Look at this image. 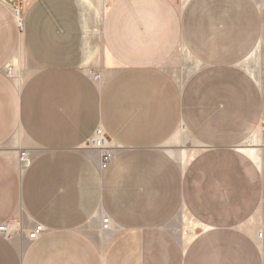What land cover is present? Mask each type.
Here are the masks:
<instances>
[{"label":"crops","instance_id":"1","mask_svg":"<svg viewBox=\"0 0 264 264\" xmlns=\"http://www.w3.org/2000/svg\"><path fill=\"white\" fill-rule=\"evenodd\" d=\"M20 7L21 31L0 0V224L44 231L0 235V264H264V65L246 63L264 53V3ZM179 49L195 64L182 82ZM178 135L188 145L168 147Z\"/></svg>","mask_w":264,"mask_h":264},{"label":"built area","instance_id":"2","mask_svg":"<svg viewBox=\"0 0 264 264\" xmlns=\"http://www.w3.org/2000/svg\"><path fill=\"white\" fill-rule=\"evenodd\" d=\"M108 1V0H103ZM13 16L15 18L16 25L18 30L21 31L23 29V21L21 17V9L15 8L13 9ZM3 73L10 79H15L18 77V66L15 61L8 62L3 67ZM99 77L98 74L93 75V79H97ZM264 134V128L262 129ZM88 147L98 149L101 151V165L104 167L107 163L113 158V147L109 144L105 137V133L102 129L98 128L94 132L93 136L89 139L87 143ZM19 160L25 164V166L29 162L28 154L25 150H21L18 155ZM112 227V221L109 216L102 215L101 217V228L103 230H109ZM44 231L43 225L39 223H34L32 226L28 228H23L22 224L18 221H6L0 224V235L6 239H10L16 234L25 233L26 238L29 241H33L39 237V235ZM262 233L259 232L258 236L261 237Z\"/></svg>","mask_w":264,"mask_h":264},{"label":"rangeland","instance_id":"3","mask_svg":"<svg viewBox=\"0 0 264 264\" xmlns=\"http://www.w3.org/2000/svg\"><path fill=\"white\" fill-rule=\"evenodd\" d=\"M7 1L9 3H11L12 5L17 6V8H21L20 6L23 7V5L26 4V2H28L29 0H7ZM175 1L177 2L178 5L182 6L187 0H175ZM255 1L258 4V6H262L263 3H264V0H255ZM246 63L250 64V65L252 64L251 66L253 67V69L255 68V66L258 65V70L260 71L261 70V65H264V53H263V51L258 49L257 53L254 56H252L251 58L247 59ZM169 64H170L171 72L181 82L186 79V76L190 74V72L192 71V69H193V67L195 65L192 62V60H190V58L187 56L186 51L184 49H179L178 53L175 55V57L172 58V60L170 61ZM262 70H263V74H264V68ZM260 73H261V71H260ZM181 138H183V141H182ZM180 144L188 145L185 137H182V136L178 135L177 139L172 141L171 143H168L167 146L168 147H170V146H180ZM26 153L28 154L27 151H26ZM259 159L261 161H263L264 160V156L261 155L259 157ZM259 215H260L259 216V218H260L259 222L261 223L262 222V218H264V217H263V215L261 213H259ZM182 218H183V220H182ZM13 220L20 222L22 224L23 228L30 227L27 224L23 223V221H22V219L20 217L16 218V219H13ZM181 222L187 224L186 218L182 216V213H179L177 215V217L175 218V221L173 222V224L175 226H177L176 227V231L179 234H181L182 230H183V226H182ZM261 233L263 235V238H262L261 242H262V245H264V231H261ZM19 234H23V233H19ZM16 235H14V236H16Z\"/></svg>","mask_w":264,"mask_h":264},{"label":"bare ground","instance_id":"4","mask_svg":"<svg viewBox=\"0 0 264 264\" xmlns=\"http://www.w3.org/2000/svg\"><path fill=\"white\" fill-rule=\"evenodd\" d=\"M18 163H19V167L21 168V169H23L24 168V166H25V164H23L20 160H19V158H18ZM259 233V232H258ZM259 237V236H258Z\"/></svg>","mask_w":264,"mask_h":264}]
</instances>
